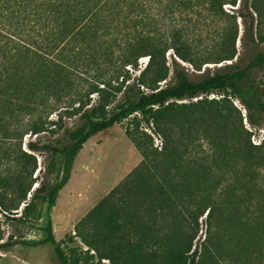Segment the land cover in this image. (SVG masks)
<instances>
[{
	"label": "trees",
	"instance_id": "obj_1",
	"mask_svg": "<svg viewBox=\"0 0 264 264\" xmlns=\"http://www.w3.org/2000/svg\"><path fill=\"white\" fill-rule=\"evenodd\" d=\"M0 27L7 218L27 222L37 198L54 205L84 144L130 119L142 161L77 226L86 257L94 250L112 264H264V0H0ZM216 91L222 96H208ZM72 117L83 123L60 144L24 148L27 133L46 130L39 122ZM38 150L60 155V178L29 200ZM49 239L56 242L52 232ZM16 243L0 220V259Z\"/></svg>",
	"mask_w": 264,
	"mask_h": 264
},
{
	"label": "rangeland",
	"instance_id": "obj_2",
	"mask_svg": "<svg viewBox=\"0 0 264 264\" xmlns=\"http://www.w3.org/2000/svg\"><path fill=\"white\" fill-rule=\"evenodd\" d=\"M1 32H3L2 27H0ZM238 47L240 55L246 56L241 41L238 42ZM168 59L171 64L172 51L168 52ZM147 61L148 57L141 58V66L144 67ZM221 64L211 63L210 66L215 68ZM258 76L264 78V72H260ZM173 77L171 72L168 80ZM208 96L219 98L222 92L216 91ZM96 97L97 95L94 96ZM234 99L246 113L242 102L238 98ZM57 114V111L53 112L51 118L57 119ZM39 123L44 124L46 130L38 134L29 132L25 135L23 145L27 150H30L28 144L32 140L40 144H60L67 137V129H74L83 122H79L77 117H72L66 119V122ZM130 124V119H124L113 127L93 135L84 144L76 157L71 178L59 193L54 205L37 198V209L27 222L7 218L0 206V220L5 237L13 235L17 242L3 255L2 258L5 260L0 264H62L61 257L69 256L71 253L81 257L80 264H112L108 259L101 260L94 250L90 251L94 253V256L86 257L85 252L88 246L77 235V226L93 207L142 161L140 150L127 134ZM144 128L154 136L156 144L161 143L160 136L152 130V127L144 124ZM253 140L255 142L260 140L256 130ZM33 153L37 158V168L30 179L33 181V188L29 193V200L36 188H41L39 191L41 195L46 194L47 189L59 181L58 166L62 161L60 155L54 156L47 150H38ZM19 211L20 215L22 208ZM202 228L203 230L206 228L204 223ZM203 230L200 231L201 235H204ZM50 232L53 233L56 242L49 239Z\"/></svg>",
	"mask_w": 264,
	"mask_h": 264
},
{
	"label": "crops",
	"instance_id": "obj_3",
	"mask_svg": "<svg viewBox=\"0 0 264 264\" xmlns=\"http://www.w3.org/2000/svg\"><path fill=\"white\" fill-rule=\"evenodd\" d=\"M3 260H5V258H1V259H0V263H1Z\"/></svg>",
	"mask_w": 264,
	"mask_h": 264
}]
</instances>
